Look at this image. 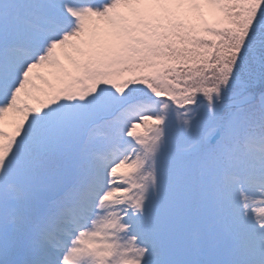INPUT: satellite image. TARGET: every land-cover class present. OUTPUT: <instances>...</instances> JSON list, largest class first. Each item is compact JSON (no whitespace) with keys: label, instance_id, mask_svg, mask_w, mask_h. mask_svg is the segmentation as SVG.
<instances>
[{"label":"snow or ice","instance_id":"obj_1","mask_svg":"<svg viewBox=\"0 0 264 264\" xmlns=\"http://www.w3.org/2000/svg\"><path fill=\"white\" fill-rule=\"evenodd\" d=\"M0 264H264V0H0Z\"/></svg>","mask_w":264,"mask_h":264},{"label":"rangeland","instance_id":"obj_2","mask_svg":"<svg viewBox=\"0 0 264 264\" xmlns=\"http://www.w3.org/2000/svg\"><path fill=\"white\" fill-rule=\"evenodd\" d=\"M212 17H209V20L211 21ZM143 129H138V131L142 132Z\"/></svg>","mask_w":264,"mask_h":264},{"label":"trees","instance_id":"obj_3","mask_svg":"<svg viewBox=\"0 0 264 264\" xmlns=\"http://www.w3.org/2000/svg\"><path fill=\"white\" fill-rule=\"evenodd\" d=\"M143 131V130H142Z\"/></svg>","mask_w":264,"mask_h":264}]
</instances>
